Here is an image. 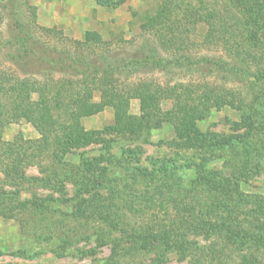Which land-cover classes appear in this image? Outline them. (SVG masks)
<instances>
[{
    "label": "trees",
    "instance_id": "1",
    "mask_svg": "<svg viewBox=\"0 0 264 264\" xmlns=\"http://www.w3.org/2000/svg\"><path fill=\"white\" fill-rule=\"evenodd\" d=\"M209 2L158 0L155 10L146 13L141 24L142 31L153 34L158 48L150 47L143 57L128 61L105 63V56L96 60L83 56L79 52L81 48L103 43L97 32H88L83 41L73 42L72 49L59 51L57 47L50 48L31 37L36 33V25L28 29L15 23L16 50L11 59L21 67L23 74L0 68V174L19 189L0 191L4 198L2 204H7L0 210L1 216L17 217L27 213L46 220L45 215L53 212L49 202L36 203L33 200L37 199L36 195L31 199L10 201L21 195L24 181L47 182L38 177L26 178L27 168L37 166L41 174L53 177V189L56 191L62 190L64 181L74 183L75 197L71 200L75 203L69 214L77 224L73 230L87 242L93 237L97 242H111L113 248L108 264L118 263L126 250L122 248L124 245L152 252V264L170 254H175L181 261L190 258V264H262L247 254L244 240H255L260 247L264 245L263 232L244 229L245 226L252 227L253 221L235 213L248 201L243 198L237 183L233 185L234 192H229L221 201L219 195L223 193V186L211 184L213 175L219 177L220 172L208 168L211 158L198 151L197 146L208 137L199 130L198 124L206 120L213 110L230 107L241 111V121L235 122L234 126L248 131L246 139L255 129L254 113L261 105L264 107V93L261 105L256 106L259 95L254 91L256 86L264 83V56L253 58L255 49L264 54V0H225L221 7ZM3 17L0 9V22ZM41 29L46 34L54 32ZM197 34L202 37V45L220 47L228 60L222 57L194 58L188 54L193 46L192 38ZM159 49L167 56L161 55ZM31 58L41 63L33 72L35 74L24 72V66L28 60L32 61ZM172 68L203 69L216 77L222 76V80L231 75L241 82L240 90L213 87L206 81L161 84L149 80H128L133 70L168 72ZM97 94L98 101L95 100ZM132 100L140 103L139 115L130 113ZM168 103L170 108L165 110ZM107 108L114 110L112 124L105 126L102 132L85 129L83 119L100 114ZM22 121L31 124L39 138L26 140L16 137L12 141H4L5 128ZM164 124L173 128L176 139L171 145L195 150L196 153L184 156L183 162L158 158L151 160L148 167H131V163L124 164L112 154L107 143V158L104 154L94 159L82 158L75 171L68 169L70 163L66 157L95 144L102 134L140 137L152 129H161ZM238 137L232 135L225 141L230 144ZM246 139L244 142L235 141V146L221 144L220 147L225 150L222 151L226 156L224 159H233L238 166L240 163L239 172L249 175L260 168L257 158L264 156V144L252 146L253 140ZM241 145L242 150H237ZM116 169L120 176L115 174ZM182 170L191 171L193 179L183 182L179 174ZM95 178L102 179L107 186L109 199L106 202H110L107 205L93 199V195L88 202L83 198L93 191ZM225 183L229 180L226 179ZM138 190L142 197L137 202L123 197ZM188 200L193 201V207L188 208L196 227L193 233L207 236L213 232L223 240V247L218 248L214 244L200 247L187 237L191 226H184L185 217L172 216L167 212L166 203L176 207L178 212L187 210L184 207ZM199 200L212 201L209 206L212 210L205 212L204 206L208 204L199 203ZM200 204L203 206L199 210L197 206ZM131 213L138 216L137 220L145 221L138 224L136 220H130L127 214ZM57 237L63 247L72 243L71 236L65 232Z\"/></svg>",
    "mask_w": 264,
    "mask_h": 264
},
{
    "label": "rangeland",
    "instance_id": "2",
    "mask_svg": "<svg viewBox=\"0 0 264 264\" xmlns=\"http://www.w3.org/2000/svg\"><path fill=\"white\" fill-rule=\"evenodd\" d=\"M208 2L209 4L217 3L221 7L225 0H206V3ZM157 4L158 0H0V9L4 14L3 20L0 22V68L3 70L9 68L23 74L20 70L21 67L11 59L16 50L15 37L17 33L14 30L15 23L26 26L28 29L36 25L34 28L36 33L32 34L31 37L39 39L43 44L46 43L50 48L57 47L59 51L72 49L74 41H83L88 32H97L102 37L103 43L89 48H81L79 52L83 56H88L94 60L100 56H105L107 58L105 63L118 60L128 61L136 57L141 58L148 48H158L153 34L146 33L141 29L145 14L153 12ZM41 28L52 29L54 32L46 34ZM58 31L59 34H57ZM201 42L202 37H200V34L195 35L192 38L193 46L188 54H191L194 58L205 56L213 59L222 57L224 60H228L223 49L217 46H204ZM255 50L254 59L264 56L260 50ZM159 51L161 55L167 56L161 49ZM31 59L32 61L28 60L26 65L24 63V72L27 74H35L33 72L38 70L37 65L41 64L35 58ZM238 66L240 65L238 64ZM130 72L132 74L128 75V80L133 82L149 80L161 84H174L178 82L206 81L213 87H235L238 90H240L241 85L236 77L229 75L222 80V76L216 77L215 74L203 69L172 68L168 72L159 70H141L138 72L133 70ZM254 91H258L259 99L256 101V106H260L264 93V83L262 82L256 86ZM95 100H99L98 94L95 96ZM169 108L170 104L168 103L164 109ZM139 110V101L132 100L130 113L139 115ZM242 114L241 111L230 107H224L218 111L213 110L206 120L198 124L199 130L208 137H206L204 143L197 147L198 151L211 158L208 168L220 172L219 177L213 175L211 184L219 187L223 186V193L219 195L221 201L225 199L229 192H234L235 186L233 185L237 183L240 187L239 191L243 193V198L248 202L238 208L235 213H241V215H238L239 217L247 221H253L252 227L245 226L244 229H249L254 233L263 232L264 234V216L262 215V211H264V156L257 158V164L260 165V168L256 169V173L244 175L239 172L241 170L240 163H238V166L236 162H233V159H224L226 156L222 154V151L225 150L220 147L221 144L231 147L235 141V143L238 140L245 141V135L248 131L236 129L234 126L235 122L241 121ZM254 118L255 129L252 131L250 138L246 140H253L251 141L252 146H261L264 144V107L262 105L254 113ZM113 119L114 110L107 108L100 114L83 119L82 124L87 130L102 132L105 126L113 123ZM232 135H238L239 137L227 144L225 139ZM16 137L35 140L39 138V134L31 124L22 121L7 126L3 131L2 138L6 142L12 141ZM175 139L170 124H164L161 129H152L148 134L140 137L131 134H102L98 142L86 149L74 152V154L66 157V161L70 163L68 169L75 171L82 158L94 159L103 154L107 158L105 147L107 143L111 147V153L124 164L131 163V167H148L151 160L158 158L183 162L184 156H192L196 153L195 150L175 147L173 145ZM171 143L173 144L171 145ZM237 150H242V145L237 146ZM233 154H236V152ZM235 169H237L236 173ZM114 172L118 176L121 175L118 169ZM179 174L183 182L185 180V183L194 177V174L188 170H182ZM25 176L26 178L38 177L47 180V182L28 183L24 181L22 183L24 189L20 191L21 195L15 196L10 201L31 199V196L36 195L37 199L33 200L38 204L43 201L49 202L53 212L45 215L47 216L46 220L43 217L30 216L27 213L17 217H3L0 215V264H108L113 248L111 242L108 240L97 242L96 237L87 242L81 240L82 237L79 233L76 234L73 230L77 224L69 218V214H71L75 203L71 200L75 197L76 187L74 183L71 180H63L64 182L61 184L64 189L56 191L53 189L55 188L53 177L47 173L41 174L37 166L27 168ZM226 179L229 180V183H225ZM47 185H50V187ZM106 187L102 179L95 178L93 191L91 190L88 193L89 195H83L86 196L83 198L88 202L93 195V199L97 198L107 205L110 202H106L109 195ZM17 189L19 188L13 186L0 174V191H14ZM211 192H214L213 188ZM141 194L142 192L138 190L129 194L130 196L124 194L123 197L130 202H137L142 197ZM3 200L4 198L0 196V210L7 205L2 204L1 201ZM200 202L208 204V206H204L206 207L205 212L210 211L211 207L209 206L212 201L199 200ZM261 202V209L258 212L256 208ZM96 203L98 204V202ZM202 206L200 204L197 207L200 210ZM190 207H193V201L188 200L184 207V210H187L177 212L176 207L166 203V210L168 209L167 212H170L172 216L181 215L185 217L184 226L186 228L191 226L190 231L187 232V237L196 242L197 245L211 247L214 244L218 248L223 247V240L219 239L213 232H209L207 236L205 234L198 235L195 231L193 233L192 230L196 227L190 217V215H193L188 210ZM66 214L68 215L66 216ZM127 216L130 220H136L138 224L143 221L137 220L138 216H134L132 213L127 214ZM41 220L43 223H40ZM64 232L71 236L72 242L71 245L65 247L57 239V236ZM244 242L245 248L248 249L247 254L264 264V245L257 247L258 242L255 240H244ZM122 248H126V250L117 264H152L151 260L154 259L152 252L140 251L127 245ZM190 260L188 258L181 261L175 254H170L156 264H190Z\"/></svg>",
    "mask_w": 264,
    "mask_h": 264
}]
</instances>
